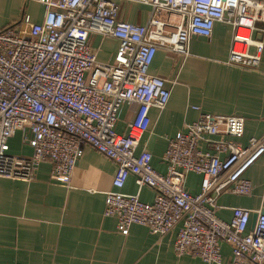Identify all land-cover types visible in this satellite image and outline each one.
I'll use <instances>...</instances> for the list:
<instances>
[{
  "label": "built area",
  "instance_id": "built-area-1",
  "mask_svg": "<svg viewBox=\"0 0 264 264\" xmlns=\"http://www.w3.org/2000/svg\"><path fill=\"white\" fill-rule=\"evenodd\" d=\"M35 1L45 8L41 22L26 31L0 29V176L28 180L49 161L51 179L69 184L89 144L117 165L103 213L116 218L118 231L127 233L133 223L160 234L176 228L177 255L221 262L224 241L231 251L226 264H264V186L252 226L245 207H233L229 220L216 215L221 194H251L253 183L244 174L264 153V134L242 145L236 138L244 131L243 116L200 113L168 140L165 172L154 168L148 150L137 152L149 109L165 106L167 83H173L149 71L157 49L186 55L192 36L207 38L223 21L233 30L227 63L257 67L263 44L249 32L256 22L264 24V0H121L148 6L145 23L121 18L118 0ZM92 34L118 40L112 60L97 59ZM247 44L255 51H246ZM126 102L136 110L119 133L115 123ZM16 131L31 146L29 156L9 152ZM188 172L201 175L197 193L184 186ZM129 175L155 190L151 202L122 191Z\"/></svg>",
  "mask_w": 264,
  "mask_h": 264
},
{
  "label": "crops",
  "instance_id": "crops-1",
  "mask_svg": "<svg viewBox=\"0 0 264 264\" xmlns=\"http://www.w3.org/2000/svg\"><path fill=\"white\" fill-rule=\"evenodd\" d=\"M120 17L145 23L149 7L118 0ZM44 5L35 0H0V29L12 26L26 31L29 23L41 22ZM28 18L29 22L25 21ZM232 27L217 21L209 37L192 36L188 54L158 48L149 67L152 74L172 80L167 83L170 97L163 108L151 106L150 123L142 134L137 152L148 150L152 165L165 172L162 155L168 140L200 113L237 114L244 117L243 134L236 138L246 145L252 137L264 134V24L256 22L249 37L262 41L257 67L242 68L227 63ZM90 43L97 49V59L110 61L118 40L92 34ZM246 51H255L253 44ZM136 110L126 102L119 112L115 129L122 133ZM9 152L29 156L32 148L16 131L8 140ZM116 163L89 144L77 159L69 184L51 179V162L42 161L33 178L25 180L0 176V264H226L231 258L229 245L220 241L221 262L207 263L190 254L177 255L173 250L176 228L166 234L152 232L147 226L133 223L127 233L117 229L114 216L104 215L105 192L112 189ZM253 183L250 195L223 193L217 198L216 215L229 220L235 206L250 209L251 217L260 206L264 186V153L245 171ZM201 175L188 172L185 188L200 190ZM122 191L137 193L151 202L155 190L138 186L129 175Z\"/></svg>",
  "mask_w": 264,
  "mask_h": 264
},
{
  "label": "water",
  "instance_id": "water-1",
  "mask_svg": "<svg viewBox=\"0 0 264 264\" xmlns=\"http://www.w3.org/2000/svg\"><path fill=\"white\" fill-rule=\"evenodd\" d=\"M260 213L264 215V207L261 209ZM256 215H257V214L254 213V214L252 215V217H251V226L253 225V223H254V221H255Z\"/></svg>",
  "mask_w": 264,
  "mask_h": 264
},
{
  "label": "bare ground",
  "instance_id": "bare-ground-1",
  "mask_svg": "<svg viewBox=\"0 0 264 264\" xmlns=\"http://www.w3.org/2000/svg\"><path fill=\"white\" fill-rule=\"evenodd\" d=\"M240 31H242V29H240Z\"/></svg>",
  "mask_w": 264,
  "mask_h": 264
}]
</instances>
